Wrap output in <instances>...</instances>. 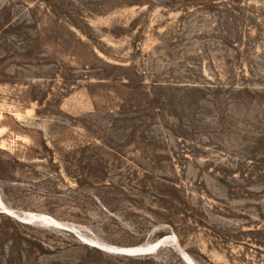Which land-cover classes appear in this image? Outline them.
I'll return each mask as SVG.
<instances>
[{"label": "rangeland", "instance_id": "374dc122", "mask_svg": "<svg viewBox=\"0 0 264 264\" xmlns=\"http://www.w3.org/2000/svg\"><path fill=\"white\" fill-rule=\"evenodd\" d=\"M0 264H264V0H0Z\"/></svg>", "mask_w": 264, "mask_h": 264}, {"label": "water", "instance_id": "95a60500", "mask_svg": "<svg viewBox=\"0 0 264 264\" xmlns=\"http://www.w3.org/2000/svg\"><path fill=\"white\" fill-rule=\"evenodd\" d=\"M125 253L127 254H135V255H139V254H144L147 253L149 251L148 247H141V248H135V249H129V250H123Z\"/></svg>", "mask_w": 264, "mask_h": 264}, {"label": "bare ground", "instance_id": "6f19581e", "mask_svg": "<svg viewBox=\"0 0 264 264\" xmlns=\"http://www.w3.org/2000/svg\"><path fill=\"white\" fill-rule=\"evenodd\" d=\"M7 208V207H6ZM43 218V217H42ZM157 244V243H156ZM152 245V244H151ZM150 246V245H149ZM148 246V247H149ZM141 247H145V246H133V247H128V248H123V249H127V250H129V249H135V248H141ZM122 253V252H121ZM131 255H133V254H131ZM188 262V261H187Z\"/></svg>", "mask_w": 264, "mask_h": 264}]
</instances>
